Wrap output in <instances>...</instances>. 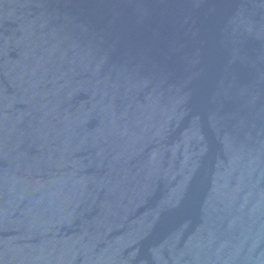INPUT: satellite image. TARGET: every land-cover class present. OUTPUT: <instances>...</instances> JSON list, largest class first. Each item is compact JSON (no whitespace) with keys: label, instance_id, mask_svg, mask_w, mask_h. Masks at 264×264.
<instances>
[{"label":"water","instance_id":"water-1","mask_svg":"<svg viewBox=\"0 0 264 264\" xmlns=\"http://www.w3.org/2000/svg\"><path fill=\"white\" fill-rule=\"evenodd\" d=\"M0 264H264V0H0Z\"/></svg>","mask_w":264,"mask_h":264}]
</instances>
